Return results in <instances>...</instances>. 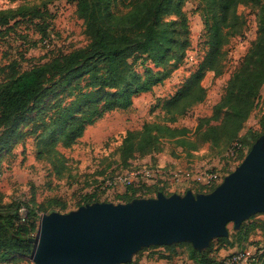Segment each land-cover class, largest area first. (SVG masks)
I'll use <instances>...</instances> for the list:
<instances>
[{"label": "trees", "instance_id": "1", "mask_svg": "<svg viewBox=\"0 0 264 264\" xmlns=\"http://www.w3.org/2000/svg\"><path fill=\"white\" fill-rule=\"evenodd\" d=\"M74 1L75 11L83 20L88 42L66 53L53 54L47 61L24 70H19L15 61L9 64L13 66L12 69L0 81V124L8 128L9 132L0 144L8 140L25 120L28 112L41 102L47 93L55 95L53 92L58 88H68L69 91L65 95L71 99L65 103L58 101L51 105L53 111L47 124L50 130V144L54 146L60 142L64 147H68L98 115L104 111L128 108L135 95L151 90L153 86L161 83L185 56L190 43L187 16L183 9L185 0H122L123 5L128 7L123 13L111 9L112 0ZM196 1L197 8L204 18V55L197 68L162 102L164 121L168 123L175 122L179 116L204 100L205 87L201 83L203 76L207 71H212L214 75L224 72L227 61L226 45L245 26L246 18L237 10L238 5L257 4L260 0ZM25 9L29 8L0 10V29H4L5 33L15 29L21 20L29 17L26 14L30 12L19 15L18 12ZM45 13H48L47 8ZM31 15L33 14L30 13L33 19L41 18L39 14ZM48 24L47 21L41 26L42 40L48 35ZM137 61L143 65L142 71L136 68ZM263 83L264 3L258 15L257 37L254 43L246 52L241 65L233 71L225 94L213 105L211 114L198 118L195 132L204 126L211 128V123L219 121V127L226 133L227 140L231 139L224 150L226 151L235 139L241 144L246 142L248 150L254 139L264 131L263 112L260 117L261 131L247 129L241 132L243 122L254 107ZM57 131L60 132L56 135ZM176 131V127L160 122H144L138 130H127L121 144L124 164L128 165L129 159L153 151L159 133L172 135ZM178 142L185 144L186 140L180 138ZM240 151L242 152H239L237 157L241 159L244 152L241 149ZM115 173L117 172L103 177L99 184ZM145 188L154 195L158 190L169 194L174 191L184 192L187 188L194 189L192 185L169 190L158 185H147ZM135 189L132 186L127 187L123 191L125 197L121 201L135 196H153L150 193L131 194ZM197 191L200 190H194ZM95 200H99L95 194L85 193L74 207ZM53 205L59 207H52ZM72 208H67L64 201L55 197L50 202V207L43 202H40L38 207L27 205L24 214L18 213L13 203L0 204V257L7 258L11 254L25 255L31 252L33 243L30 237H33L36 231L39 211L65 212ZM244 221L233 233L212 239L209 246L200 251L188 242L162 246L168 250L174 245H188V259L192 264H221L222 258L217 257L218 251L229 244L231 236L246 239L247 234L256 228L261 229L264 235V219L254 221L247 218ZM214 242L218 244L213 247ZM171 258L169 255L166 259L170 261L173 259ZM243 264H264V246L257 245L254 253Z\"/></svg>", "mask_w": 264, "mask_h": 264}, {"label": "rangeland", "instance_id": "2", "mask_svg": "<svg viewBox=\"0 0 264 264\" xmlns=\"http://www.w3.org/2000/svg\"><path fill=\"white\" fill-rule=\"evenodd\" d=\"M263 3L264 0H260L257 4L238 5L237 10L245 15L246 23L243 30L233 36L226 45L227 61L224 72L214 75L212 71H207L201 81L206 93L204 100L191 107L173 123L164 121L161 104L175 92L183 79L197 68L205 50L202 42L204 18L197 8L196 0L184 1L183 9L187 16L190 43L185 56L171 74L151 90L135 95L128 108L104 111L98 115L93 123L85 127L83 134L68 147H64L60 142L54 146L50 144L51 138H48L50 130L47 124L48 117L53 111L51 105L58 101L65 103L71 99L65 95L69 89L58 88L53 92L55 95L47 93L41 102L28 112L25 120L8 140L0 144V204L13 203L18 213L24 214L27 205L38 207L39 203L43 202L50 207L54 197L64 201L67 208H75V204L85 193H93L99 200L121 201L125 197L123 192L104 193L98 187L100 180L135 163L156 161L166 155L189 159L185 163L197 161L202 166H221L222 171L226 173L231 171L242 160L237 157L242 151L239 150L236 157L225 155L224 148L231 139L227 140L226 133L219 127V121L211 123L209 125L211 128L204 126L198 132H195V127L198 118L211 114L213 105L223 97L230 76L241 65L246 52L254 43L257 37L258 15ZM123 4L122 0H112L111 9L123 13L128 9ZM20 7L29 9L18 12L19 15L30 12L33 14L31 16L39 14L41 18L33 19L28 13L26 15L29 17L21 20L15 29L6 33L4 29H0V81L12 69L13 66L9 65L12 61L17 63L19 70H24L47 61L54 56L53 54L66 53L88 42L83 20L75 11L74 0H0V10L15 11ZM46 8L48 13H45ZM47 21L48 35L42 40L40 29ZM135 66L142 71L143 65L138 61ZM263 112L264 83L260 87L254 107L243 122L241 132L247 129L261 131L260 117ZM144 122L167 123L171 127H176L177 131L172 135L159 133L153 151L129 159V164L125 165L121 155L123 137L127 130H138ZM8 132L9 129L0 124L1 142L7 137ZM180 138L185 139L186 143H179ZM242 144L241 150L245 155L247 145L246 142ZM188 185H192L193 191L209 190L192 183L171 188L179 189ZM134 188L136 189L131 194L154 195L143 185ZM41 214L39 211V218ZM248 219L262 220L264 214L256 213ZM227 228L229 233H233L232 222L227 224ZM217 244L218 242H214L213 247ZM257 245L264 246V235L259 228L249 232L246 239L231 236L229 244L218 251L217 257L221 259L243 249H250L254 253ZM188 249V245H174L168 250L162 245L149 246L136 252L132 259L135 263L141 264H192L188 259ZM169 255L173 259L167 261ZM0 264L35 263L30 252L25 255L11 254L7 258L0 257Z\"/></svg>", "mask_w": 264, "mask_h": 264}, {"label": "water", "instance_id": "3", "mask_svg": "<svg viewBox=\"0 0 264 264\" xmlns=\"http://www.w3.org/2000/svg\"><path fill=\"white\" fill-rule=\"evenodd\" d=\"M264 213V131L242 160L208 191L95 200L42 213L33 243L35 264H124L144 247L188 242L203 250L251 215Z\"/></svg>", "mask_w": 264, "mask_h": 264}, {"label": "built area", "instance_id": "4", "mask_svg": "<svg viewBox=\"0 0 264 264\" xmlns=\"http://www.w3.org/2000/svg\"><path fill=\"white\" fill-rule=\"evenodd\" d=\"M242 147L241 142L235 139L226 149L225 155L236 157L237 152ZM225 174L226 172L222 171L221 166H202L189 162L173 167L169 163L160 160L143 161L130 165L124 170L106 178L99 184V189L108 194L112 191L123 192L129 186L158 185L164 186L166 189H173L171 186H181L188 183L210 188L217 185ZM251 254L252 251L250 249L236 251L223 257L221 264H243ZM124 264L141 263H135L132 259L130 262Z\"/></svg>", "mask_w": 264, "mask_h": 264}, {"label": "crops", "instance_id": "5", "mask_svg": "<svg viewBox=\"0 0 264 264\" xmlns=\"http://www.w3.org/2000/svg\"><path fill=\"white\" fill-rule=\"evenodd\" d=\"M158 160L163 161V162H167L171 166L175 167L177 165L185 164V162H188L189 159H183L180 157H173L171 155H166V156L159 157ZM194 164L199 165V163L197 161H194ZM218 254H219V252H218ZM175 260H177V259H175Z\"/></svg>", "mask_w": 264, "mask_h": 264}]
</instances>
